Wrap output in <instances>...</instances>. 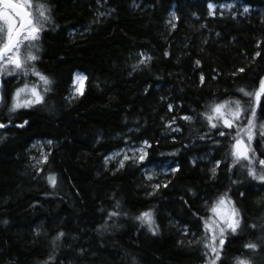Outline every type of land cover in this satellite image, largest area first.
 <instances>
[{
	"label": "trees",
	"instance_id": "16d2710c",
	"mask_svg": "<svg viewBox=\"0 0 264 264\" xmlns=\"http://www.w3.org/2000/svg\"><path fill=\"white\" fill-rule=\"evenodd\" d=\"M39 5L47 20L37 24ZM25 6L40 31L34 41L22 33L19 52L37 59L26 75L0 72V264H211L204 222L222 197L239 226L225 229L222 249L218 229L215 264H264V180L250 175H264V96L256 106L246 95L264 81V0ZM74 70L87 77L83 95H69ZM23 84L43 102L11 111ZM218 104L228 119L239 104L233 128L207 119ZM238 138L249 148L237 162ZM38 140L47 159L36 162ZM140 141L141 160L121 167L109 156ZM144 212L151 227L137 219Z\"/></svg>",
	"mask_w": 264,
	"mask_h": 264
},
{
	"label": "snow or ice",
	"instance_id": "6c2138e0",
	"mask_svg": "<svg viewBox=\"0 0 264 264\" xmlns=\"http://www.w3.org/2000/svg\"><path fill=\"white\" fill-rule=\"evenodd\" d=\"M26 2L28 0H0V21L3 23L0 24V72H5L9 65L13 66L12 71H23L24 74H27V69L25 68V64L29 61H33L37 59L35 55H32L31 52L23 57L21 59L19 48L20 45L23 43L22 40H20V36L22 33H25L23 35V40H29L34 41L38 39V32L40 29L35 26L33 23V20L31 19V13H29L26 10ZM39 17L36 21L37 24L41 23L43 20H47V17L44 15L46 9L43 5H39ZM19 18V19H17ZM30 47H35V45H30ZM150 59V57L146 58ZM144 61H141L143 63ZM199 63V61H197ZM240 71H243L241 69ZM33 72L36 76L39 77L41 81L45 85H48L51 83V81L40 74L39 72H35L33 69ZM11 74V73H9ZM76 83L79 85L76 88V93L83 95V88L84 84L83 81L87 80L86 76H82L80 74H77L76 76ZM201 80H203V77H201ZM48 88H45V91H48ZM243 91V90H241ZM30 92L31 95L34 97V99L26 100L24 102H19V97L22 93ZM246 95L252 96L254 98L255 105H259V101L261 96H264V81L261 82L260 88L258 91L254 93H246ZM43 102V97L39 94L36 87L29 88L27 84L24 85V87L19 88L17 92L15 93L14 103L12 105L11 111H15L18 108L22 107H31L34 103L39 104ZM171 108V106H169ZM224 108V105L218 104L213 108V115L207 116V119L209 121H212L214 118H220L222 119V123L227 128H233L234 127V121H238L240 119V113L241 109L239 104H237V110L235 112H231V119H228L225 117V114L222 112V109ZM250 114L252 119L255 118V107L250 108ZM185 119H190V117H185ZM252 119H249L247 121L249 127L247 129H243L242 131H245L248 133V140L250 141L252 139L251 135V129H252ZM25 124H27V121H25ZM213 128L216 127V124L211 125ZM6 127L4 124H0V128ZM19 127H24V124L19 125ZM262 132H264V126H262ZM220 135H224L223 132L220 133ZM233 154L237 157V162L240 158L248 159L247 153L243 150V140L242 139H236L235 145H234V152ZM146 155V153H145ZM128 157L125 156L124 159H127ZM141 159L144 157L141 156ZM45 160L47 157L44 158ZM260 165H264V160H261L258 162ZM121 167H123V161H121ZM215 171V169L213 170ZM250 175H252L257 180H264V175H257L255 170L250 171ZM49 183L55 187L56 185V177L54 175L48 177ZM225 204V199L222 197L216 206L211 208V212L219 216L220 220L227 225V228L230 229L233 233L236 231L237 227L239 226V221L234 219L233 217L235 215H238L235 211L232 213H226L221 210V206ZM112 215H116V213H112ZM137 219L149 224L151 227L153 221H152V214L150 212H144L142 213ZM215 221H205L204 226L205 229L208 231H212L213 235L211 236L212 243L207 244L206 246L211 249L213 253H215V259L211 262V264H215L216 260L220 259L219 256V250L217 247L214 246V243L217 239L215 230L213 228V225L215 224ZM155 231V229H153ZM225 232V228H219V234L221 236V239L219 240V247L220 249L223 248L224 245V239L222 238ZM62 236L63 233H60ZM59 237H57L58 239ZM249 248H255L256 245L249 244L247 245ZM240 264H244V262H240Z\"/></svg>",
	"mask_w": 264,
	"mask_h": 264
},
{
	"label": "rangeland",
	"instance_id": "374dc122",
	"mask_svg": "<svg viewBox=\"0 0 264 264\" xmlns=\"http://www.w3.org/2000/svg\"><path fill=\"white\" fill-rule=\"evenodd\" d=\"M216 6L217 5L215 3H209L210 10L215 9ZM218 6H220V8L230 9L232 7V4L226 2V3H221ZM249 7L250 6H248V5L243 6L244 9L249 8ZM77 74L85 76L82 71L74 70V72L72 73V83H71V89H70V94H69L70 96L78 94V93H76V88L79 85L76 83V79H75ZM83 84H84V81H83ZM24 85L25 84L21 85L19 88L24 87ZM28 86H29V88L33 87V86H30V85H28ZM17 90L15 91V93L17 92ZM15 93H14V98H15ZM31 99H34V97L31 95V93L30 92H25V93H22L20 95L19 102L22 103V102H24L26 100H31ZM242 140H243V150L247 153L249 146H248L247 142L244 139H242ZM235 142H234V145H235ZM33 145L36 147L37 152H38L36 155H33V157L35 158V161L39 162V161L44 160V158L46 157V154H47V150H46L44 141L38 140L35 143H33ZM147 145H148L147 141H140V142H138L136 144H131V145H127V146H123L121 148L115 149L112 152H110L109 156L110 157H114V158L117 157L118 161H120V162L124 160L125 156H127V157H135L136 159L141 160L140 157L141 156H143V157L145 156V151H146V146ZM219 200H217L213 204L212 207L216 206ZM221 210L226 212V213H232L233 211H235L233 206L231 205V203H229V201L226 200V199H225V204L223 206H221ZM233 218L237 220V215H235ZM208 220L216 222L213 225V227H214V230H215L216 237L218 239V229L221 228V227L226 229L227 225L220 220L219 216H217L216 214L212 213L211 210H210V215H209ZM212 235H213V232H212L211 236Z\"/></svg>",
	"mask_w": 264,
	"mask_h": 264
},
{
	"label": "water",
	"instance_id": "95a60500",
	"mask_svg": "<svg viewBox=\"0 0 264 264\" xmlns=\"http://www.w3.org/2000/svg\"><path fill=\"white\" fill-rule=\"evenodd\" d=\"M27 10V8H26ZM28 11V10H27ZM29 12V11H28ZM1 88H2V82H1V79H0V93H1Z\"/></svg>",
	"mask_w": 264,
	"mask_h": 264
}]
</instances>
